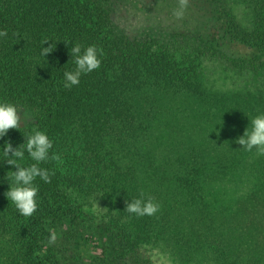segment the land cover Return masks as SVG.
<instances>
[{"label":"trees","instance_id":"16d2710c","mask_svg":"<svg viewBox=\"0 0 264 264\" xmlns=\"http://www.w3.org/2000/svg\"><path fill=\"white\" fill-rule=\"evenodd\" d=\"M138 2L162 21L141 16ZM225 3L246 22L234 24ZM178 7L0 0V30L8 33L0 37V101L24 116L0 147L23 143L38 127L64 160L42 165L55 175L37 181L31 217L7 200V171L15 169L0 162V264H91L89 250L103 251L104 240L118 256L124 242L150 235L181 264H264V156L237 143L264 112V0H188L181 19L172 15ZM44 39L52 48L45 58ZM69 41L103 53L99 70L70 90ZM140 193L161 205L155 216L125 210ZM86 210L113 216L93 224ZM134 253L124 248L117 263L138 264Z\"/></svg>","mask_w":264,"mask_h":264},{"label":"clouds","instance_id":"9594fccd","mask_svg":"<svg viewBox=\"0 0 264 264\" xmlns=\"http://www.w3.org/2000/svg\"><path fill=\"white\" fill-rule=\"evenodd\" d=\"M179 7L173 10L172 15L181 19L187 7L188 0H178ZM7 30H0V37L7 36ZM48 42L44 39L41 44L40 56L44 57L52 52L51 46L42 47ZM71 45L70 56L74 59V70L63 72V87L71 89L78 86L81 77L88 75L101 66L100 57L103 53L95 46H82L79 43L67 42ZM249 121V120H248ZM21 127V117L18 109L11 102L0 101V139L4 138L10 129L18 130ZM24 142L13 146L10 141H4L0 147V162L13 167L15 170L7 171L8 190L5 196L15 207L17 213L23 217H31L39 207V184L51 183L55 169H49L42 165L53 162L55 168H60L64 160L55 148L54 140L46 131L38 127H32L25 133ZM237 143L246 152H253L264 156V112L253 116L243 134L238 137ZM31 161V162H29ZM161 205L154 198H145L143 193L137 198L126 202L125 210L135 217L155 216L160 211ZM56 235L52 234L49 243H54Z\"/></svg>","mask_w":264,"mask_h":264},{"label":"rangeland","instance_id":"374dc122","mask_svg":"<svg viewBox=\"0 0 264 264\" xmlns=\"http://www.w3.org/2000/svg\"><path fill=\"white\" fill-rule=\"evenodd\" d=\"M139 3V8L141 9V16L145 17V18H156L159 19V21H162L159 18V15L156 13V10L153 9L152 6H147L146 2L142 3V2H138ZM149 5V4H148ZM225 3V8L228 10L229 12V16L230 19L233 20V17H235V20H233L234 24H242V22H240L241 20L239 19V17L244 20V15L241 14L240 9L236 8V7H230ZM125 14L127 15V17L129 16L128 13L125 12ZM123 12L122 15L126 16ZM233 15V16H232ZM140 18V15H139ZM133 20L137 21V17H133ZM146 19V20H147ZM145 22V19L143 20H139L138 24L143 25ZM164 22V21H163ZM230 22V21H228ZM240 22V23H239ZM244 22H246V20H244ZM164 25V24H161ZM230 26L232 27L233 25L230 22ZM233 28V27H232ZM234 29V28H233ZM231 50H236L238 48L239 52H244V48L241 46H236L234 44L230 45ZM223 67L219 64H217V70H222ZM21 120H24V116L20 115ZM87 211V216L93 221V224H97L99 220H101V218H103V216L105 217H112L113 214L111 213V211L109 210H86ZM114 231H116V229H114ZM113 231V232H114ZM115 233V232H114ZM99 237V235H98ZM153 239H151V235L150 238L148 239H139L135 242H133V245H131L130 243L124 242V248H125V254H131L134 253L135 254V258L133 259V257L131 259H133L135 262H137L138 264H181L178 260L174 259V257H172V254L170 253V250L167 248H164L161 246V243H156L154 240L151 241ZM102 247H105V249L102 251L100 248H97L94 246V249L89 250V254L90 256H94V257H90V259H88V261L91 264H118L117 260H119V257L122 256V254H124V248L123 251L119 253L118 256H112L113 253H109L108 251H106L108 249V247L113 246V243L110 242L108 239L104 240L103 243L101 244ZM102 251V252H101ZM128 256V255H127ZM135 264V263H134ZM182 264H196L192 261L186 262V263H182Z\"/></svg>","mask_w":264,"mask_h":264}]
</instances>
